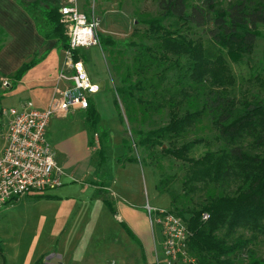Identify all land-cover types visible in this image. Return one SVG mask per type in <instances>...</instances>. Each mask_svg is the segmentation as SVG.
Returning <instances> with one entry per match:
<instances>
[{
    "label": "trees",
    "instance_id": "1",
    "mask_svg": "<svg viewBox=\"0 0 264 264\" xmlns=\"http://www.w3.org/2000/svg\"><path fill=\"white\" fill-rule=\"evenodd\" d=\"M16 2L29 13L44 39H54L60 48H69L58 4L44 0ZM157 4L156 16L139 21L145 26L150 43L119 41L96 32L103 52L118 46L134 52L132 72H127L120 78V84L113 86L125 110L130 113L137 106L143 112L168 110L165 124L136 131L137 141L133 144L143 150L160 147L162 156L182 162L185 174L181 184L185 195L199 186L205 188L206 197L202 202L183 209L176 205L178 193L168 187V180L156 181L158 192L169 194L171 210L187 225L188 251L196 264H239L241 253L248 256L246 264H264V259H257L249 248L256 234L264 235V97L251 90L247 91L248 96L238 97L234 90L238 79L231 65L251 55L256 39L264 38V0H227L225 3L157 0ZM197 30L202 34L196 35ZM0 36L1 45L6 40L2 28ZM76 50L73 61L77 59ZM36 60L33 57L24 62L14 77L19 79ZM260 71L264 72V67ZM254 72L249 79L253 77L263 89L264 76ZM175 84L178 88L173 90ZM191 88L202 92L203 103L200 107L192 103L190 108H183ZM205 113L215 131L213 139L220 145L213 149L211 142L201 137L177 144V139L198 124ZM118 115L122 116L120 110ZM99 120L95 105L88 98L85 124L93 136L97 135ZM97 140L102 161V144L100 138ZM123 146L130 151L126 139ZM197 149L202 150L200 155H191ZM133 160L145 161L134 156L119 158L121 163ZM96 185L97 195L116 215L114 197L102 183ZM41 197L45 195H37L35 199ZM122 224L131 238L138 241L130 228ZM239 229L248 230L252 235L248 238L239 235L230 241Z\"/></svg>",
    "mask_w": 264,
    "mask_h": 264
},
{
    "label": "rangeland",
    "instance_id": "2",
    "mask_svg": "<svg viewBox=\"0 0 264 264\" xmlns=\"http://www.w3.org/2000/svg\"><path fill=\"white\" fill-rule=\"evenodd\" d=\"M226 1L221 0L224 3ZM78 7L89 19L94 18L98 21L96 32L110 35L119 41L132 40L150 43L145 34V26L139 21L159 13L157 0H78ZM197 31L196 35L202 34L200 30ZM262 31L264 33L263 25ZM133 56L132 50L119 46L113 51L109 49L104 52L111 80L109 90L112 92L113 98L116 97V102L114 100L115 114L98 125L97 135L102 144V161L96 142L97 152L89 151L92 155V164L108 173L109 187L121 192L120 196L130 204H139L143 208L150 205L158 209L171 210L169 194L158 192L156 188V181L166 178L168 187L178 193L179 199L176 205L183 209H191L203 201L206 197V190L199 186L195 191L185 195V189L181 184L185 174L183 163L169 156H162L160 147L143 150L133 144L137 141L136 131L156 128L168 120L167 108H162L159 111L150 109L143 112L141 107L137 106L128 113L116 95L113 86L119 85L120 78L127 72H132ZM231 65L238 79L234 89L238 97L248 96L247 91L249 90L264 97V88L261 89L253 77L249 79L254 71L261 72L260 75L264 76V72L260 71V67H264V38L256 39L251 55L246 56L241 63H232ZM256 72H254L255 75ZM0 84L3 88L8 87L3 86L2 81ZM176 88L178 86L175 84L173 90ZM188 93L189 96L186 98L187 100L183 101L182 107L190 108L192 103L200 107L203 103L202 92L191 88ZM91 95L87 94V97L90 98ZM119 110L122 116L118 115ZM2 120L3 125H6L7 118L4 116ZM71 125H75V123ZM214 135L215 131L211 125L210 117L208 113H205L202 120L177 139L176 143L201 137L206 142L210 141L212 148L216 149L220 143L214 141ZM124 139L130 143L129 152L123 146ZM201 152V149H197L191 155L198 156ZM124 156L143 158L145 161L133 160L121 164L119 158L123 159ZM76 198L81 197L76 195ZM115 198L120 201L125 200L118 196ZM97 202L100 203L97 204ZM115 210L117 212L116 203ZM187 216L188 213H185V217ZM82 221L86 222L79 226ZM122 222L128 226L125 221L117 220L102 198L95 194L87 199L85 205L79 202L73 204L72 208L38 199H21L0 215V264H57L56 257L47 258V256L53 253L61 254V252L67 256L68 254L85 255L81 254L84 253L81 252L82 249H98L93 260H89V263L86 264H142L145 261V254L141 248V242L139 239L138 242L131 238ZM153 228L159 251L157 263L164 264L165 259L160 253L159 227L153 225ZM239 235L248 238L252 233L239 229L229 240L232 241ZM112 244L115 245L114 250L109 248ZM249 248L253 250L257 259H264V235L256 234ZM247 261V254L241 253L239 264H246ZM63 264L76 263L69 257V259H63ZM191 264H196L195 260Z\"/></svg>",
    "mask_w": 264,
    "mask_h": 264
},
{
    "label": "crops",
    "instance_id": "3",
    "mask_svg": "<svg viewBox=\"0 0 264 264\" xmlns=\"http://www.w3.org/2000/svg\"><path fill=\"white\" fill-rule=\"evenodd\" d=\"M44 1L52 4L59 2V0ZM0 28L6 34V40L0 45V83L3 79L9 81L7 88H3L0 84L2 92L0 94L1 152L4 146L3 135L10 118L7 113L8 108H21L26 102H31L35 108H45L56 88H67L73 84L71 80L58 79L59 73L64 70L67 74H71L73 70L65 62L64 49L60 48L54 39L46 40L37 32L33 19L16 0H0ZM76 51L77 59L74 62H80L83 65L89 80L98 88L97 92L90 96V99L98 112L99 123H102L105 119L114 116V100L116 102V97L114 99L109 90L111 80L104 52L99 45L79 47ZM33 57L37 58L36 62L19 79H16L14 73L24 62ZM4 116L7 118L6 125H3ZM51 120L47 126L46 139L63 173L61 184L38 200L62 204L66 208H72L73 204L79 202L85 205L92 194L97 195L98 186L96 184H101V182L102 187L111 192L114 198L118 196L124 200L125 198L120 196L121 192L109 187L108 173L92 164V155L89 151L97 152L99 149V146L98 149L96 148L98 135L93 136L88 131L85 124V109L74 108L65 116H56ZM72 123L75 125H71ZM76 195L81 198L77 199ZM35 197L29 194L21 195L2 207L0 215L9 207L12 208L19 200H37ZM126 202V199L120 201L115 198L117 209L115 218L125 221L140 240L141 248L145 254V261L142 264H155L159 251L156 246L154 228L141 205ZM99 203L97 202V204ZM85 222L82 221L79 226L84 225ZM109 248L114 250L115 245L112 244ZM97 251L98 249H82L81 252L84 253L81 254L85 255L78 256H76L77 254H68L67 256V254L64 255V252L53 253L47 258L56 257L57 264H63V259L70 257L76 264H86L89 263V260H93Z\"/></svg>",
    "mask_w": 264,
    "mask_h": 264
},
{
    "label": "built area",
    "instance_id": "4",
    "mask_svg": "<svg viewBox=\"0 0 264 264\" xmlns=\"http://www.w3.org/2000/svg\"><path fill=\"white\" fill-rule=\"evenodd\" d=\"M58 6L60 21L69 39V48L63 50L65 62L73 70L71 74L62 70L58 79L71 80L73 84L67 88H56L43 109L33 107L31 102H26L21 108H8L10 118L0 152V208L21 195H44L60 185L63 170L46 139L47 126L52 117L65 116L74 108L86 109L87 94L98 90L89 80L83 65L72 60V55L79 47L98 45L96 29L99 23L79 9L78 0H59ZM2 85L9 86L8 79H3ZM144 208L150 224L159 227L164 264L194 262L188 251L189 231L185 221L170 209L150 205ZM206 217L204 214L203 218Z\"/></svg>",
    "mask_w": 264,
    "mask_h": 264
},
{
    "label": "water",
    "instance_id": "5",
    "mask_svg": "<svg viewBox=\"0 0 264 264\" xmlns=\"http://www.w3.org/2000/svg\"><path fill=\"white\" fill-rule=\"evenodd\" d=\"M74 93H75V94H77V93H78V91H74Z\"/></svg>",
    "mask_w": 264,
    "mask_h": 264
}]
</instances>
